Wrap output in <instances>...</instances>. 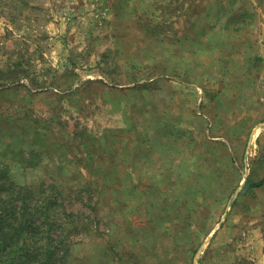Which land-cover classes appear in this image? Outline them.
<instances>
[{
  "label": "rangeland",
  "instance_id": "obj_1",
  "mask_svg": "<svg viewBox=\"0 0 264 264\" xmlns=\"http://www.w3.org/2000/svg\"><path fill=\"white\" fill-rule=\"evenodd\" d=\"M9 143L98 213L68 264H259L264 0H0Z\"/></svg>",
  "mask_w": 264,
  "mask_h": 264
},
{
  "label": "trees",
  "instance_id": "obj_2",
  "mask_svg": "<svg viewBox=\"0 0 264 264\" xmlns=\"http://www.w3.org/2000/svg\"><path fill=\"white\" fill-rule=\"evenodd\" d=\"M7 146L0 154V264H68L98 213L78 220L65 186L34 176L49 157L45 150Z\"/></svg>",
  "mask_w": 264,
  "mask_h": 264
},
{
  "label": "crops",
  "instance_id": "obj_3",
  "mask_svg": "<svg viewBox=\"0 0 264 264\" xmlns=\"http://www.w3.org/2000/svg\"><path fill=\"white\" fill-rule=\"evenodd\" d=\"M262 182V181H261ZM260 242V241H259ZM264 247L263 249L260 251V253L258 255H256V261H259V264H263L264 263Z\"/></svg>",
  "mask_w": 264,
  "mask_h": 264
}]
</instances>
